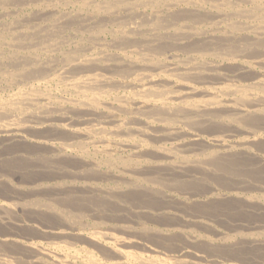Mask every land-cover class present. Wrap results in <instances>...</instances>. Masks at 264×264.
<instances>
[{
	"label": "bare ground",
	"instance_id": "6f19581e",
	"mask_svg": "<svg viewBox=\"0 0 264 264\" xmlns=\"http://www.w3.org/2000/svg\"><path fill=\"white\" fill-rule=\"evenodd\" d=\"M0 12V264H264V0Z\"/></svg>",
	"mask_w": 264,
	"mask_h": 264
},
{
	"label": "rangeland",
	"instance_id": "374dc122",
	"mask_svg": "<svg viewBox=\"0 0 264 264\" xmlns=\"http://www.w3.org/2000/svg\"><path fill=\"white\" fill-rule=\"evenodd\" d=\"M28 10H29V11H28ZM23 12H24L25 14L28 13L27 15H29L31 11H30V9H26V10H24ZM32 12H33V11H32ZM0 16H1V12H0Z\"/></svg>",
	"mask_w": 264,
	"mask_h": 264
}]
</instances>
